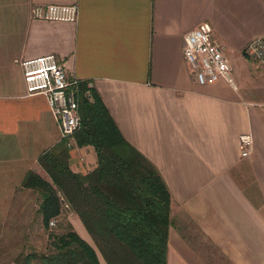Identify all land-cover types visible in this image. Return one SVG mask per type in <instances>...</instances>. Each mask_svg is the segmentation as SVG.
I'll return each mask as SVG.
<instances>
[{
	"label": "crops",
	"instance_id": "1",
	"mask_svg": "<svg viewBox=\"0 0 264 264\" xmlns=\"http://www.w3.org/2000/svg\"><path fill=\"white\" fill-rule=\"evenodd\" d=\"M77 3V20H44L35 3ZM209 21L234 82L198 83L184 35ZM264 36V0H0V214L40 212L29 170L61 140L42 94H27L19 60L56 53L70 77L100 92L126 138L160 170L171 194L168 264H264V73L245 51ZM253 136L241 154L240 135ZM74 171L98 164L92 144L69 148ZM74 229L108 262L79 214Z\"/></svg>",
	"mask_w": 264,
	"mask_h": 264
},
{
	"label": "trees",
	"instance_id": "2",
	"mask_svg": "<svg viewBox=\"0 0 264 264\" xmlns=\"http://www.w3.org/2000/svg\"><path fill=\"white\" fill-rule=\"evenodd\" d=\"M81 83L82 125L79 145L92 144L98 164L83 173L69 162L65 140L43 151L38 160L53 181L29 170L23 186L39 190L43 224L61 214L63 201L79 214L99 249L112 264H168L172 194L158 167L120 129L96 87L92 99ZM53 234L49 252L20 254L16 264H101L95 247L70 222Z\"/></svg>",
	"mask_w": 264,
	"mask_h": 264
},
{
	"label": "built area",
	"instance_id": "3",
	"mask_svg": "<svg viewBox=\"0 0 264 264\" xmlns=\"http://www.w3.org/2000/svg\"><path fill=\"white\" fill-rule=\"evenodd\" d=\"M77 3H35L30 14L33 18L44 20H77ZM245 51L256 60L264 73V36L259 35L248 41ZM184 58L190 66L198 83L205 84L221 79L234 82L232 63L225 53L224 45L215 37L209 21H202L184 35ZM27 94H42L60 127V135L66 145H75L74 134L82 125L80 112L81 83L79 77H70L61 58L54 52L26 57L19 60ZM92 84L84 95L92 99ZM241 154L247 156L251 151L253 136L249 132L240 135ZM53 217L50 224L54 225Z\"/></svg>",
	"mask_w": 264,
	"mask_h": 264
},
{
	"label": "rangeland",
	"instance_id": "4",
	"mask_svg": "<svg viewBox=\"0 0 264 264\" xmlns=\"http://www.w3.org/2000/svg\"><path fill=\"white\" fill-rule=\"evenodd\" d=\"M68 214L64 211L55 216L56 224L49 223V226L43 224L39 212L0 214V264H16L18 256L27 252L51 251L53 234L63 233L70 227Z\"/></svg>",
	"mask_w": 264,
	"mask_h": 264
}]
</instances>
